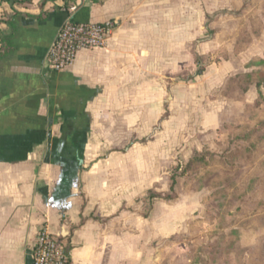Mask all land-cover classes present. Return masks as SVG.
I'll list each match as a JSON object with an SVG mask.
<instances>
[{
    "label": "crops",
    "instance_id": "1",
    "mask_svg": "<svg viewBox=\"0 0 264 264\" xmlns=\"http://www.w3.org/2000/svg\"><path fill=\"white\" fill-rule=\"evenodd\" d=\"M263 1L0 0V264H30L43 228L68 234L70 264L161 261L202 204L184 192L144 214L147 196L214 155L248 62L221 38ZM112 19L104 47L47 69L64 22Z\"/></svg>",
    "mask_w": 264,
    "mask_h": 264
},
{
    "label": "rangeland",
    "instance_id": "2",
    "mask_svg": "<svg viewBox=\"0 0 264 264\" xmlns=\"http://www.w3.org/2000/svg\"><path fill=\"white\" fill-rule=\"evenodd\" d=\"M233 25L221 55L248 62L223 92L232 110L222 116L215 156L204 151L202 161L170 168L167 200L195 193L202 206L157 264H264V1Z\"/></svg>",
    "mask_w": 264,
    "mask_h": 264
},
{
    "label": "built area",
    "instance_id": "3",
    "mask_svg": "<svg viewBox=\"0 0 264 264\" xmlns=\"http://www.w3.org/2000/svg\"><path fill=\"white\" fill-rule=\"evenodd\" d=\"M116 24L115 19L64 22L48 49L47 69L60 71L74 62L80 50L104 47ZM70 256L68 234H52L43 228L37 235L30 264H70Z\"/></svg>",
    "mask_w": 264,
    "mask_h": 264
},
{
    "label": "trees",
    "instance_id": "4",
    "mask_svg": "<svg viewBox=\"0 0 264 264\" xmlns=\"http://www.w3.org/2000/svg\"><path fill=\"white\" fill-rule=\"evenodd\" d=\"M5 51V50H4ZM7 51V49H6ZM201 71L198 69V72ZM204 155V153H200V154H196L190 161L189 163H193V162H197V161H202V156ZM176 169V167H175ZM170 190H171V187H170ZM157 197H162L164 199H169L171 196L170 194H161V193H158V192H155V191H151L148 196H147V199H148V206H147V212L149 211L150 209V206H151V201L154 199V198H157ZM146 212V213H147Z\"/></svg>",
    "mask_w": 264,
    "mask_h": 264
}]
</instances>
